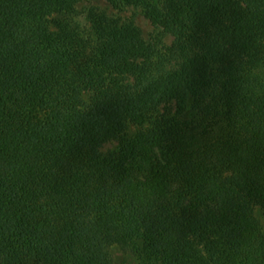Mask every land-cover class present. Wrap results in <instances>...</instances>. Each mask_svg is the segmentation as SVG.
<instances>
[{
	"label": "trees",
	"instance_id": "obj_1",
	"mask_svg": "<svg viewBox=\"0 0 264 264\" xmlns=\"http://www.w3.org/2000/svg\"><path fill=\"white\" fill-rule=\"evenodd\" d=\"M77 1L0 0V264H264V0H107L168 56L106 17L90 47L51 30Z\"/></svg>",
	"mask_w": 264,
	"mask_h": 264
},
{
	"label": "rangeland",
	"instance_id": "obj_2",
	"mask_svg": "<svg viewBox=\"0 0 264 264\" xmlns=\"http://www.w3.org/2000/svg\"><path fill=\"white\" fill-rule=\"evenodd\" d=\"M97 17H106L118 21L120 24H131L135 26L141 37L155 47L158 56H168L169 49L173 45V38L164 34L159 28L150 24L145 19L142 8L136 5L117 4L111 5L107 0H78L73 10L64 15H53L50 18L51 30L54 29L56 19L62 20L72 25L78 36L90 47L95 42L93 32V20ZM173 61V60H171ZM83 101H88V93L81 90ZM175 111L173 105L166 106L159 110L158 116L172 115ZM142 128L130 124L126 130V139L135 136ZM119 143L111 141L103 145L100 152L103 155H109L117 152ZM252 215L264 235V218L258 205H253ZM112 262L114 264H144L140 258L129 246L111 245L109 248Z\"/></svg>",
	"mask_w": 264,
	"mask_h": 264
}]
</instances>
